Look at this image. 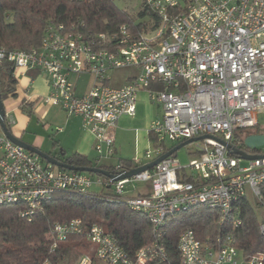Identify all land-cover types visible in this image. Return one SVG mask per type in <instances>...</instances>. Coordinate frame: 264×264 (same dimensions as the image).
Masks as SVG:
<instances>
[{"label": "built area", "instance_id": "built-area-1", "mask_svg": "<svg viewBox=\"0 0 264 264\" xmlns=\"http://www.w3.org/2000/svg\"><path fill=\"white\" fill-rule=\"evenodd\" d=\"M141 4L158 16L150 32L132 33L123 24L116 32L84 34L75 23L51 21L39 46L0 47V63L47 75L50 91L43 101L82 119L95 139L97 161L114 156L116 125L121 117L136 115L142 90L163 112L149 127L157 137L155 148L146 151L149 161L167 152L166 141L203 137L194 142L198 158L182 166L172 155L151 170L115 181L45 162L1 130L0 205H20L21 216L31 221L54 192L88 193L98 184L106 199L122 200L147 217L153 240L130 256L104 227L86 226L75 217L52 226L50 253L83 234L91 253L75 264H161L168 259V219L202 204L216 211L220 226L229 231L203 242L192 228L183 230L177 241L180 264H264L261 252L244 256L231 231L241 225L239 205L249 192L264 211V154L243 166V159L228 147L235 148L236 131L256 126L264 111V0H141ZM128 69L135 70L131 79L113 85V72ZM83 74L94 82L85 94L77 95L71 76ZM114 169L119 175L126 172L120 164ZM181 173L193 179L183 180ZM130 182H149V193L125 195ZM259 230L264 236V220ZM41 264L53 262L47 258Z\"/></svg>", "mask_w": 264, "mask_h": 264}, {"label": "trees", "instance_id": "trees-1", "mask_svg": "<svg viewBox=\"0 0 264 264\" xmlns=\"http://www.w3.org/2000/svg\"><path fill=\"white\" fill-rule=\"evenodd\" d=\"M51 21L67 26L75 23L84 34L116 32L123 24H127L132 33H139L154 30L158 16L142 4L135 16L120 9L115 0H0V47L28 50L39 46ZM14 73L15 68L10 63H0L2 95L4 91L15 93ZM22 109L28 116L32 115L30 104L22 105ZM6 124L10 130L7 120ZM256 133H264L259 130L258 124L237 130L235 148L251 154H262V148L250 149L245 145L246 137ZM149 137L157 145V137L153 133ZM60 160L77 167H98L116 176L120 174L114 169L115 165L100 164L77 153ZM119 164L125 171L134 168L130 159H121ZM91 175L107 178L100 174ZM180 176L183 180L193 179L184 173ZM261 195L264 202V182ZM21 208L18 204L0 205V264H41L47 258L53 264H72V257L79 256L78 260L83 254L91 253L90 244L83 234L72 236L61 243L55 253H50L52 226L75 217H81L86 226L98 224L104 227L130 256L153 240L151 225L143 213L133 211L122 200H108L100 193L54 192L44 203L43 211L31 221L21 216ZM239 216L241 225L231 230L234 245L244 256L256 252L264 254V236L260 233V222L248 197L240 201ZM187 228H192L203 242L212 241L215 235L225 230L219 224L217 212L205 205L198 204L176 212L166 224L168 259L161 264H180L177 241L180 233ZM82 247L86 251L79 254L78 249Z\"/></svg>", "mask_w": 264, "mask_h": 264}, {"label": "crops", "instance_id": "crops-1", "mask_svg": "<svg viewBox=\"0 0 264 264\" xmlns=\"http://www.w3.org/2000/svg\"><path fill=\"white\" fill-rule=\"evenodd\" d=\"M134 73L135 70L133 69L115 71L113 72L112 84L115 86L122 85L131 79ZM14 76L16 80L15 93L11 94V96L16 100L4 102L6 120L10 127V132L15 137L20 138L24 142L31 144L59 160L77 153L94 160V162L97 161V152L94 149L95 139L90 132L84 129L82 119L78 116H69L61 107L49 105L43 101V98L50 91V81L47 75L37 69L26 72L21 69H15ZM71 79L75 83L77 95L85 94L94 82L93 77L88 74L80 76L72 75ZM24 104H30V108L32 109L31 116H28L23 111L22 105ZM156 108H158L160 113H157ZM12 111L16 112L17 120L14 117H10L9 119L8 116ZM139 114L142 118V124L141 128H136L134 131V156L130 160L133 162L134 168H136L135 166L139 167L144 165L138 157L141 152V141H145L146 144L149 143L150 124L152 121L159 119L163 114L161 106L150 100L146 90L140 91L137 95L136 115L134 117L123 116L119 119L115 128V153L112 157L116 161V164L108 165H117L121 159H128L124 157L122 151L118 150L117 144L119 141L123 142V139H128L132 131L127 125L120 124V120L134 119ZM33 115L37 117L38 121L33 128L35 134L29 132ZM260 131L264 132L263 130ZM55 132L58 133L56 136ZM44 161L47 162L46 160ZM149 162L151 161L147 163ZM95 185L99 187L100 192L102 190L101 186L98 184ZM149 191L150 188L144 187L137 195L147 194Z\"/></svg>", "mask_w": 264, "mask_h": 264}, {"label": "rangeland", "instance_id": "rangeland-1", "mask_svg": "<svg viewBox=\"0 0 264 264\" xmlns=\"http://www.w3.org/2000/svg\"><path fill=\"white\" fill-rule=\"evenodd\" d=\"M115 4L122 10L127 11L130 14H133L136 16L137 12L140 10L141 8V0H115ZM139 21V20H138ZM2 99L3 102H7L9 100H16L14 97L11 96V94L6 93V91L3 92L2 95ZM157 113H160L158 108H156ZM11 114H9V119L11 118H17L16 117V112L12 111L10 112ZM258 120H259V125L258 128L260 130L264 131V111L261 112L258 116ZM33 121L30 125L29 128V132H32L33 134H35V131L33 130V128L35 127V125L38 123L37 121V117L35 115H33ZM136 119V120H134ZM134 119H121L120 120V124H125L127 125L129 128H131V135L129 134V138L128 139H123V142H118L117 144V148L119 151H122L124 157L130 159L134 156V135H135V129L136 128H141V120L142 118L140 117V114L137 116V118ZM17 120V119H16ZM141 122V123H140ZM40 124H42L40 122ZM58 133L55 132V136ZM181 142H171V141H166L164 143L165 149H170L173 148L175 146H177L178 144H180ZM156 145L155 141H151L149 139V143L146 144L145 141H141V152L139 154V158L142 161V164H145L149 161V159L146 157V151L148 149H154ZM262 154H264V147L262 148ZM176 156L177 159L180 161L182 166H187L191 163V161L195 160L198 158L197 156V152H196V146L195 143H189L185 146H183L182 148H180L177 152H176ZM100 164H116V161L114 160V158L112 159H106V158H101L100 159ZM241 164L243 166H246L249 164L248 160H242ZM144 187H148V189L150 188V183L149 182H130L128 184H126V189H125V195H136L140 190H142ZM91 191L94 193H99V187L94 185L91 188ZM247 197L249 199V202L251 204V206L253 207V209L255 210L257 216H258V220L261 223L264 220V211L263 208L261 207V205H259V202L257 200V198L251 193L249 192L247 194ZM78 251L80 252L79 254L83 253L86 251L85 247L80 248V250L78 249ZM79 257V256H78ZM71 258V262L72 264H75L77 262V258Z\"/></svg>", "mask_w": 264, "mask_h": 264}, {"label": "water", "instance_id": "water-1", "mask_svg": "<svg viewBox=\"0 0 264 264\" xmlns=\"http://www.w3.org/2000/svg\"><path fill=\"white\" fill-rule=\"evenodd\" d=\"M0 127H1V130L3 131V133L6 135V137L8 139H10L12 142L21 146L22 148H24L27 151H30L32 153L39 155L42 159L46 160L47 162L51 163L52 165H55V166H58L60 168H64V169H67L70 171L85 172V173H91V174H95V175L100 174V175H103L105 177L111 178L115 181L130 179L131 177H133V176H135L141 172L151 170L156 165H158L160 162L167 159L168 157H170L172 155L175 156V153L180 148H182L183 146L203 138V137H199V138L186 140V141L178 144L177 146L171 148L170 150H168L167 152H165L164 154H162L158 158L152 160L151 162L144 164L142 166L133 168L132 170L126 171V172L122 173L121 175L116 176V175H113V174L109 173L108 171H106L102 168H98V167H77L74 165H70V164L63 162V161L51 156L50 154L32 146L31 144L24 142L20 138L15 137L10 132V130L8 129V126L6 124V111H5L4 102L2 99L1 89H0ZM221 142H223V141H221ZM245 145L247 148H250V149L263 148L264 147V133H256V134H251V135L247 136L245 139ZM228 147L231 150L230 153L238 156L239 158H241L243 160L249 161V160H254V159L261 157V154H251V153H248L244 150L231 148L230 146H228Z\"/></svg>", "mask_w": 264, "mask_h": 264}]
</instances>
